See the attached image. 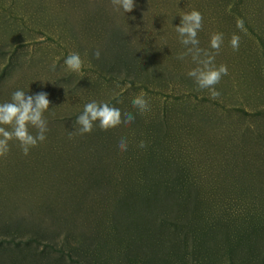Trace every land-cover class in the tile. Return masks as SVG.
Wrapping results in <instances>:
<instances>
[{
  "label": "rangeland",
  "instance_id": "rangeland-1",
  "mask_svg": "<svg viewBox=\"0 0 264 264\" xmlns=\"http://www.w3.org/2000/svg\"><path fill=\"white\" fill-rule=\"evenodd\" d=\"M134 4L0 0V103L18 89L51 102L45 141L0 157V264H264V0ZM192 9L201 48L223 34L216 99L177 59ZM73 52L80 72L64 64ZM141 92L144 112L131 103ZM93 100L133 123L70 139Z\"/></svg>",
  "mask_w": 264,
  "mask_h": 264
},
{
  "label": "clouds",
  "instance_id": "clouds-1",
  "mask_svg": "<svg viewBox=\"0 0 264 264\" xmlns=\"http://www.w3.org/2000/svg\"><path fill=\"white\" fill-rule=\"evenodd\" d=\"M112 6L116 10L131 12L134 7V0H111ZM181 20L175 31L178 34L179 42L184 46V51L177 55V59L185 60L191 57V61L196 66L190 68L187 72L198 89H207L210 98L216 99L220 96L216 90V85L220 83L222 77L228 74V68L224 64L217 66L215 64V55L219 54L223 43L222 33H212L210 36V48L215 52L200 47L198 33L203 26V16L195 9L184 12L180 15ZM236 26L244 31L243 20H237ZM230 45L234 51L239 50L240 36L233 33ZM94 56L99 59V50L95 51ZM67 69L73 72H80L83 61L79 53H70L65 61ZM145 93L141 92L132 99L133 108L140 112L149 110L148 101ZM50 100L48 93L38 92L27 95L22 89L15 90L11 94V99L0 103V157L6 156L10 151L9 143L18 142L23 155L27 156L31 148L45 141L48 123L44 118V113L49 109ZM134 121V116L130 112H121L118 107L110 105L107 102H97L95 100L84 105L82 113L76 118L75 126H78L74 132H69L71 139L76 132L83 135L93 130L94 123L98 122L101 130H108L124 124L130 125ZM30 128L35 129L33 134ZM144 148L145 142L141 140L138 145ZM121 151H126L128 147L127 138L121 137L118 142Z\"/></svg>",
  "mask_w": 264,
  "mask_h": 264
}]
</instances>
